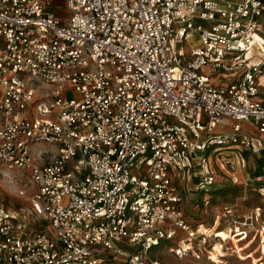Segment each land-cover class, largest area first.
Returning a JSON list of instances; mask_svg holds the SVG:
<instances>
[{
  "label": "built area",
  "instance_id": "built-area-1",
  "mask_svg": "<svg viewBox=\"0 0 264 264\" xmlns=\"http://www.w3.org/2000/svg\"><path fill=\"white\" fill-rule=\"evenodd\" d=\"M262 75L264 0H0V163L28 173L54 231L0 201V264H160L146 252L176 238L179 258L221 247L191 227L174 178L196 165L207 191V150L264 164ZM217 218L262 264L261 208Z\"/></svg>",
  "mask_w": 264,
  "mask_h": 264
},
{
  "label": "rangeland",
  "instance_id": "rangeland-1",
  "mask_svg": "<svg viewBox=\"0 0 264 264\" xmlns=\"http://www.w3.org/2000/svg\"><path fill=\"white\" fill-rule=\"evenodd\" d=\"M186 48L199 45L197 35L192 34L190 39L184 43ZM215 78V75L212 77ZM264 83V75L260 78ZM169 120H172L171 118ZM232 121L224 118L220 124L214 129V133L228 131ZM243 130L256 134L250 126L242 123ZM40 148H48L49 145L44 144ZM242 151V152H241ZM221 150L215 152H203V155L209 153L210 169L214 173V185L210 186L207 191L197 189V182L200 179L199 168L196 165L186 171L176 173L174 183L177 191L181 196V207L183 208L187 221L192 228H209L212 230H225L226 225L220 220V226L216 219L219 214L221 205L228 204L237 215H242L249 209L259 206L264 216V167L260 162L258 155L249 150ZM194 160V159H193ZM5 170L6 176L0 174V201H3L10 210L19 211L20 208L25 209V216L29 229H42L45 233L53 235L54 231L49 223L39 220V215L31 209L32 205L28 199L35 188L29 182V175L23 169L16 167L7 168L0 163V171ZM23 191V195L19 191ZM216 220V221H215ZM218 226V227H217ZM31 227V228H30ZM220 233V232H219ZM209 234V233H207ZM218 240L213 236L208 238L211 244L222 242L220 247L218 244L210 253H203L199 257L185 256L179 258L169 251L170 247L176 246L179 238L172 241H162L158 245L147 251L145 256L150 259H156L160 264H259L256 259L257 253H252L256 247V243L250 244L249 248L241 247L236 237L224 238L220 233ZM132 252H136L132 247ZM211 249V247H210ZM245 249V251H242ZM252 251V252H251ZM125 256H115L111 261L116 264H128L125 262ZM264 264V259H262Z\"/></svg>",
  "mask_w": 264,
  "mask_h": 264
},
{
  "label": "bare ground",
  "instance_id": "bare-ground-1",
  "mask_svg": "<svg viewBox=\"0 0 264 264\" xmlns=\"http://www.w3.org/2000/svg\"><path fill=\"white\" fill-rule=\"evenodd\" d=\"M199 231H203L205 233H209V235L216 236V237H220V233H222L224 235V238H232L231 235L228 233V231L222 230V229L219 230L220 233L217 230H212V229H209V228H202V229H199Z\"/></svg>",
  "mask_w": 264,
  "mask_h": 264
},
{
  "label": "trees",
  "instance_id": "trees-1",
  "mask_svg": "<svg viewBox=\"0 0 264 264\" xmlns=\"http://www.w3.org/2000/svg\"><path fill=\"white\" fill-rule=\"evenodd\" d=\"M262 163V161H260ZM262 166H264V164H262Z\"/></svg>",
  "mask_w": 264,
  "mask_h": 264
}]
</instances>
